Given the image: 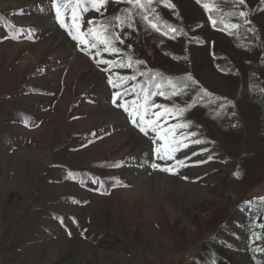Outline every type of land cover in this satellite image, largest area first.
<instances>
[{"label":"rangeland","instance_id":"1","mask_svg":"<svg viewBox=\"0 0 264 264\" xmlns=\"http://www.w3.org/2000/svg\"><path fill=\"white\" fill-rule=\"evenodd\" d=\"M203 4L153 0L143 9L108 0L96 12L86 3L81 33L95 27L89 21L120 17V51L95 56L61 27L52 0H0V264H213L216 254L264 264V0H217L218 20L239 25L232 34L213 27ZM64 19L71 24V9ZM133 59L192 74L228 108L213 120L190 87L172 97L148 93L142 74L120 66ZM126 76L135 79H117ZM124 89L118 104L187 109L160 121L190 122L174 132L187 137L175 152L185 166L158 159L156 134L144 135L112 103Z\"/></svg>","mask_w":264,"mask_h":264},{"label":"snow or ice","instance_id":"2","mask_svg":"<svg viewBox=\"0 0 264 264\" xmlns=\"http://www.w3.org/2000/svg\"><path fill=\"white\" fill-rule=\"evenodd\" d=\"M108 0H52V7L55 9V18L57 21H59L61 27H64L69 35L72 37V39L78 41L79 45H84L85 47H82L81 50L85 52H89L91 49H95V56H100L102 52H112V53H118L120 51L119 48L115 47L113 44V39H119L118 36L115 35L111 29L116 27V25H113L110 20H101V21H89L88 23L90 25L95 24V27H89L86 33L80 32V14L82 12L88 11V7L85 6V4H90L93 9H95L96 12H100L101 7L105 6ZM129 4H133L135 7L143 8V9H149L151 8V5L153 3V0H127ZM198 3H201V0H197ZM217 0H208V2H205L203 4L206 11L210 13L209 19L212 20L213 27L216 26L217 20L212 19L211 12L216 11L219 12L220 9L216 7ZM229 2L236 3L238 5H243L245 0H229ZM210 4L212 7H210ZM169 7H174V5H171L170 3L167 5ZM71 9V24H68L65 22L64 16L67 13V11ZM154 12L155 10L152 9ZM233 13H225V15H232ZM238 15L241 18L246 17L247 13L241 11L238 13ZM144 20H148L147 16L142 17ZM158 20L160 19L157 15L156 17ZM114 20H120L119 16L113 17ZM149 24L153 29L156 31H159V27L156 23L152 21H148ZM246 23H249V21L245 20ZM123 23V21H121ZM219 23L224 25L223 30L228 31L229 34H232L231 30L236 29L239 27V25L235 23L225 22L223 18L220 19ZM166 24V22H165ZM131 27V24L128 25ZM166 26L170 29L172 32H176L177 29L172 27L171 25ZM167 34V33H165ZM87 37V38H86ZM102 46V47H101ZM117 61L112 60H106V59H100L97 60V64H105V65H115ZM137 63H143L142 61H137ZM121 67H131V64H120ZM107 71L108 69H104ZM117 79L122 81H127L131 79H135V77H117ZM187 79L191 80V77H187ZM114 89L121 87V85L116 84L113 82L111 78H109L108 81ZM194 82V81H193ZM167 85L173 89V91L170 93V95H177V87L178 85L173 82V79L169 78L166 81ZM155 87L157 89L161 88L162 85L156 84ZM143 90V87H142ZM264 91V90H262ZM128 93V89H124L123 93L116 91L113 93L112 97V103L118 107H122L125 112L128 113L129 117L132 119L133 123L136 124L139 127V130L144 134L148 135L149 131L154 132L156 135L153 137V144L157 145L154 149L155 154L158 159L160 160H175V152L179 151V147H177L178 144H182L183 147H187L186 144H183V140L187 139V137H183L180 140H177L174 136L175 129L177 127L180 128H186L189 126V123L181 124V125H174L171 127H161L160 121L164 117H166L168 114L172 113L173 111L177 113H182L186 111V108L182 109H170L167 108L164 105H157L155 107L161 109V111H157L155 113L149 112V106L145 102L144 104H138L136 100L132 101H125L123 104H118L117 100L118 98H122L123 95H126ZM152 95H165L164 91H158L156 93H151ZM188 107H191L190 105ZM151 116V118H148ZM190 135H195V133H190ZM158 141H163V143H158ZM193 143L199 144L202 143L200 140H194ZM193 155H196V153H193ZM211 159V157H209ZM197 163H206V161H198ZM176 166H185L183 160H175ZM152 167L154 169H159L161 171L170 172L172 174H176L177 169L174 166H165L161 167L159 164L153 163ZM186 179V177H185ZM261 201H264V197L259 198ZM247 203H251V201H248ZM264 227V226H262Z\"/></svg>","mask_w":264,"mask_h":264},{"label":"trees","instance_id":"3","mask_svg":"<svg viewBox=\"0 0 264 264\" xmlns=\"http://www.w3.org/2000/svg\"><path fill=\"white\" fill-rule=\"evenodd\" d=\"M208 0H201V3H205ZM230 10L223 9L221 10V15L225 16V13H228ZM210 15V13H209ZM212 19L217 20L216 26H220L219 23V18L217 17V14L211 12ZM113 17H116L115 15L108 16L103 20H110L112 24H116L117 20L112 19ZM113 31V29H111ZM114 32V31H113ZM174 56L177 57H186L185 54H182L180 56L173 54ZM131 65L134 68V74L135 75H141L142 78L141 84L143 87H147L148 93H152L156 87V84L162 85V89L165 92V95L168 97H172L173 95H170V93L173 91L171 87H169L166 83V81L171 78L173 79V82L178 85L177 89H179L182 86H187L192 89V101L193 103H198L203 108L206 109V116L213 119L217 120L219 117H221L224 113L225 110L228 108V102L224 100L221 97L215 96L212 94L210 91L205 89L201 84L197 81L196 77H194L192 74H183V75H173V74H168L165 73L159 69H148L145 66H141L140 63H137L134 59L131 60ZM191 77V80L187 79V77ZM194 81V82H193ZM176 89V91H177ZM191 103V104H193ZM262 210L258 213L259 216H262ZM213 264H228L227 261L222 258L220 255L216 254L213 257Z\"/></svg>","mask_w":264,"mask_h":264}]
</instances>
